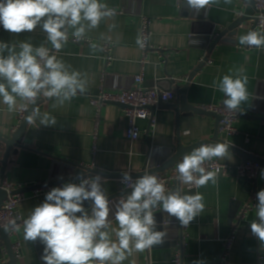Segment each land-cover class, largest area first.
I'll return each instance as SVG.
<instances>
[{
  "label": "crops",
  "instance_id": "crops-1",
  "mask_svg": "<svg viewBox=\"0 0 264 264\" xmlns=\"http://www.w3.org/2000/svg\"><path fill=\"white\" fill-rule=\"evenodd\" d=\"M100 2L109 8L124 9L125 13L105 17L98 27L91 29L87 27V21H82L85 26L82 38L86 42L73 41L74 29L68 28V42L59 51L54 50L47 41V33L41 25L31 32L20 34L6 32L0 26V43L10 47L16 45L17 51L21 42L31 43L34 48H50L69 72H79L80 78L86 81L84 90L78 91L71 101L63 104L55 97L42 95L44 101L35 108L39 109L41 117L44 113L54 116L56 124L42 125L40 117L28 123L23 147L17 148V153L11 155L4 182L21 187L48 182L54 172L53 157L78 163L97 172L119 176L128 173L132 176L143 167L151 146L173 148L178 136L185 145L208 140L216 128L215 117L190 112L181 114L177 120L172 105L178 101L179 95L174 89H185L186 100L193 106H221L223 94L213 86V82L218 83L223 75H235L239 70H243V74L249 78V99L241 105L239 114L253 111L256 112L255 116H260L259 113H264V100L255 97L256 94L264 93V48H248L238 43L239 36L252 30L254 24L253 19L242 15L247 9L243 0H232L231 4L219 0L201 10L190 9L186 0L180 3L176 0ZM142 16L149 19L152 32L151 47L145 54L137 43ZM240 18L244 19L236 36L219 41L213 48L200 35L208 29L217 33ZM105 44L111 49L108 60L101 49ZM4 54L7 55V50ZM203 58L207 62L195 72L189 86L185 88L188 76L200 66ZM139 74L143 76V86L171 90L176 97L171 103L156 107L152 120H137L141 135L138 140L130 142L125 135L129 121L125 107L107 103L97 116L90 96L96 94L103 84L102 78L105 88L114 91L133 86L134 77ZM23 102L17 98L16 110L12 112L0 103V136L11 137L13 128L18 126V112ZM235 126V134L226 138L219 134V137L236 148L264 158V120L239 116ZM214 159L231 166L245 162L231 149L226 157ZM55 171V179L64 174L60 167ZM171 172L176 170L171 169L166 174ZM121 181L122 178L115 177L101 180L102 191L107 196L122 192L121 197L109 204L112 228L118 227L114 217L119 201L131 192V188H126ZM186 186L203 195L205 209L189 224L183 264H196L199 261H203V264L219 263L224 243L230 237H233L232 246L223 264H256L258 257L264 256V248L250 229L251 221L256 219V208L246 209L243 216L240 213L251 204L253 196L264 189V179L259 178L253 183L232 175H217L215 184L209 182L203 187ZM45 194L25 192V199L17 206L22 220L44 201ZM153 211L156 230H163L166 236L162 244L151 248L150 264H173L178 239L177 219L159 207ZM22 224L21 230L11 236L13 243L21 244L23 259L18 260V264H42L38 249L40 241H25ZM110 235L116 241L115 233L110 232ZM4 258L9 262L7 249L1 240L0 261ZM146 261L145 251L134 252L122 264H146Z\"/></svg>",
  "mask_w": 264,
  "mask_h": 264
},
{
  "label": "clouds",
  "instance_id": "clouds-1",
  "mask_svg": "<svg viewBox=\"0 0 264 264\" xmlns=\"http://www.w3.org/2000/svg\"><path fill=\"white\" fill-rule=\"evenodd\" d=\"M190 9L201 10L219 0H186ZM231 4L232 0H224ZM116 14L100 0H0V26L13 34L31 32L38 25L47 33V41L59 51L68 42V28L79 40L85 34L82 21L89 29L99 26L105 17ZM137 43L143 46L138 37ZM239 45L248 48H264V32L250 30L240 35ZM11 47L0 43V103L9 112L15 111L17 98L35 105L42 94L57 98L61 104L71 101L78 91H83L86 81L77 71L69 72L66 65L47 47L34 48L31 43L21 42ZM7 50V55H5ZM248 76L239 70L237 74H225L213 86L223 94L222 104L230 112L241 110L248 101ZM40 117L42 125H55L56 118L34 108L26 117L34 122ZM226 143L201 144L185 154L176 163L177 179L184 185L203 187L217 182L215 172L202 166L212 158L228 155ZM264 179V169L261 170ZM100 175L81 178L78 183L66 182L46 192L44 201L35 206L26 219L22 230L25 241L37 239L44 245V264H122L134 252L141 253L164 242L166 233L156 230L154 209H162L175 217L182 226H188L205 209L204 197L199 192L181 194L179 190H166L156 174L146 173L134 183L128 173L122 183L131 192L119 201L112 228L109 220L110 200L102 191ZM256 219L251 221L253 236L264 248V189L257 192ZM91 201L88 207L85 202ZM7 230L19 232L21 225L12 219ZM110 232L115 233L116 241ZM203 264V261L196 262Z\"/></svg>",
  "mask_w": 264,
  "mask_h": 264
},
{
  "label": "built area",
  "instance_id": "built-area-1",
  "mask_svg": "<svg viewBox=\"0 0 264 264\" xmlns=\"http://www.w3.org/2000/svg\"><path fill=\"white\" fill-rule=\"evenodd\" d=\"M180 3L182 0H176ZM254 8L256 11L255 16V27L252 30H263L264 31V0H255L254 1ZM115 9V8H112ZM116 14H124V9H115ZM243 15V14H242ZM149 19L147 17H141V26H140V39L143 42V46H140L141 50H143L144 54L146 51L150 49V36L151 30L149 26ZM75 42H86L83 38L77 40L75 37L72 38ZM102 51L106 54V60L109 59V45L105 44L102 46ZM50 54L52 53L51 49ZM205 59L203 58L202 61ZM144 62V61H143ZM207 62V60H206ZM102 85L98 89L97 94H93L90 96V103L94 106L97 110V116L101 107L107 103H116L122 104L125 107V114L127 116L128 124L125 131L126 138L130 142H134L140 138L141 130L137 125V120H152V111L151 108H156L162 104L171 103L176 97L174 91H163L157 87H145L143 86V76L139 74L134 77L133 86L110 91L105 88L104 80L102 78ZM31 104L24 101L22 108L19 110V122L18 126L13 128V132L17 130L21 122L23 121L26 115L27 110L30 108ZM202 109L210 112H214L221 116L219 121L218 132L224 138L231 136L237 132L236 129V122L239 119V112H230L228 111L223 105L215 106V105H208L202 106ZM225 141V139H223ZM226 142V141H225ZM206 171L215 172L217 175H232L239 179H250V180H257L261 178V170L264 169V165L258 163L257 161H245L240 163L236 166H231L227 163H223L218 161L217 159L212 158L211 160L205 161L202 165ZM177 172H171L170 174L158 175L159 180L165 185L166 190H170L171 184L177 179ZM129 183H134V180L130 181ZM2 189L6 191L7 198L3 203V206L0 208V228L5 229L8 232V235L11 237L15 231L14 230H7L6 225L12 219H16L17 223L20 225L22 224L23 220L21 215L17 210L18 204L25 199V194H12L13 191L23 188L21 186H15L12 183L4 182L2 185ZM52 187H46L42 189H38L34 191V195H39L46 193ZM189 188V187H188ZM256 195L253 196L252 202L250 205L242 209L240 216H243L246 209L256 208ZM188 226H182L180 222L177 220V230H178V239L176 240L175 253L172 260L173 264H183V257L184 252L187 248V238H188ZM233 242V237L228 238L224 243V251L217 264H223L226 255L228 254L229 249H231ZM1 245V240H0ZM12 249L14 252L15 257L17 260H21L22 253H21V244L19 242L13 243ZM151 249L145 250L147 253V263L150 264L149 260V252ZM0 264H9L7 259L4 258L0 261ZM256 264H264V256L260 255L258 257Z\"/></svg>",
  "mask_w": 264,
  "mask_h": 264
},
{
  "label": "water",
  "instance_id": "water-1",
  "mask_svg": "<svg viewBox=\"0 0 264 264\" xmlns=\"http://www.w3.org/2000/svg\"><path fill=\"white\" fill-rule=\"evenodd\" d=\"M254 1L255 0H243V2H245L247 4V9L245 11V13L243 14V16L245 18H251L254 20V24L252 29H254L255 27V16H256V11L254 8ZM243 19L244 18H240L238 20H236L234 23H232L231 25H228L225 29L220 30L217 33H213L212 29H208L206 32H204V34H200L203 35V39L205 41V43L207 42L208 45L211 46V48H213L215 46L216 43H218L219 41H223L225 38H230L233 36H236V33L238 31V28L242 25L243 23ZM233 40H231L232 42ZM53 51V50H52ZM52 54V53H51ZM206 63V59L204 61L201 62L200 66L197 67L194 72H192L188 78L186 83L184 84L185 88L189 86V83L192 81L195 72H197L198 70H201L200 68L203 67V65ZM178 95H179V99L178 101L175 103V105H172V108L175 110L176 115H177V120L180 119L181 114L183 113H190V112H194V113H198V114H206V115H210L215 117L216 119V128L214 131L213 136L208 139V140H201L198 142H194L191 144H183L182 140L180 139V137H177L176 140V146L173 148H159V147H150V152L147 155L148 157H146L145 162L143 167L141 168V170L132 175V179L135 181L138 177L146 174V173H151V174H156L157 176L160 174H166L167 171L171 170V169H175V165L176 163H178L185 154L191 152L195 147H199L201 144H215V143H226L224 140H222L219 137V132H218V127H219V121L221 119V116L214 113V112H210V111H206L204 109H202L201 107H196L193 106L191 104H189L186 100V96L184 94L185 89H180V88H175L174 89ZM98 93V90L96 92V94ZM256 98H262L264 100V93L256 94L255 96ZM256 98H254V100H256ZM44 98L42 97V94L38 97V101L35 105L31 104L30 108L27 110L25 117H27V115L29 113H31L33 111V109L43 100ZM121 105L123 107H126L122 104H118ZM155 108H151V111L153 113ZM256 112L251 111L249 114L248 113H240V116L242 117H246V118H256L259 120H264V113H259L260 116H255ZM28 123L26 118L23 119V121L21 122V124L19 125V127L17 128V130L15 132H13V134L11 135V137L9 138H4L2 136H0V166H1V170H0V208L1 206H3L4 201L7 198V193L5 190H3L2 185L3 182L5 180V173L7 170V167L10 163V157L13 153H17L16 149L17 148H21L23 147L22 145V141H23V136L25 135V131L26 128L28 126ZM229 149L233 150L234 152L238 153L239 156H241L244 161L250 160V161H254V162H258L262 165H264V158L259 157V156H255L253 154H250L248 152H245L243 150H241L240 148H236L234 146H232L231 144H228ZM54 159V172L52 174V177L50 178V180L44 184H40V185H34V186H29V187H23L20 189H17L15 191L12 192V194H25V192H30V191H35L38 189H44L46 187H53L56 185H63L65 182L68 181H79L81 178L84 177H88V176H93V175H100L102 178H116V179H121L122 176L116 175V174H106L104 172H100L94 169H90L88 167L85 166H81L78 163H74V162H70L67 160H63L61 158L58 157H53ZM57 167L63 171L64 174L60 175V178L55 179L53 176H55V170L57 169ZM248 180V179H246ZM250 182L256 183V180H248ZM170 190L171 191H176L179 190L181 192V194H195V190L194 188H188L186 185L180 183L178 181V179H176L170 186ZM122 196V192L119 193H115V194H111L109 195V200L110 203L115 202L116 199H118L119 197ZM91 204V201H86L85 202V207H88ZM159 207V206H157ZM241 219V218H240ZM0 239L3 240L4 246L7 249L8 252V258H9V264H18V260L14 255L13 249H12V245L13 242L11 240V237L8 235V232L5 229L0 228ZM39 240V239H38ZM40 241V240H39ZM38 249L40 250V257L42 259L43 256V249H44V245L41 243V241L39 242V246ZM42 264H44V261L42 262Z\"/></svg>",
  "mask_w": 264,
  "mask_h": 264
}]
</instances>
